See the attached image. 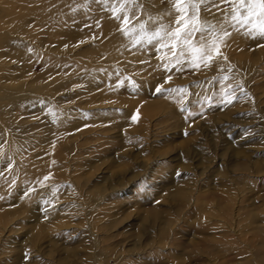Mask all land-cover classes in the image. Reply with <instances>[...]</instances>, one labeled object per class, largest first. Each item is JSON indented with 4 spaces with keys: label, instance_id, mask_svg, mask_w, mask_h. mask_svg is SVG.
<instances>
[{
    "label": "rangeland",
    "instance_id": "374dc122",
    "mask_svg": "<svg viewBox=\"0 0 264 264\" xmlns=\"http://www.w3.org/2000/svg\"><path fill=\"white\" fill-rule=\"evenodd\" d=\"M217 3L220 10L212 7L206 17L201 7V20L215 25L217 34L221 27L230 33L229 5ZM157 6L156 12L167 9L144 23L152 32L176 15L169 0ZM127 38L123 53L134 59L123 55L124 63L114 64L118 78L87 86L78 80L83 66L74 72L71 116L81 126L64 152L69 177L54 172L41 181H1L15 194L13 208L25 200L30 209L13 210V221L1 230L0 264H93L87 256L91 229L115 236L108 247L121 257L109 254V264H264V39L259 51L258 43L247 41L245 51L226 52L227 38L219 46L223 55L257 60L244 86L241 68L217 75L203 64L190 66L187 54L177 64L169 49L158 51V41ZM212 38L205 33L204 41ZM160 86L168 91L157 93ZM176 185L185 195L180 211L172 200ZM154 215L173 220L172 239L147 253L126 251L123 258L116 243L126 239L133 248V237ZM159 227L153 224L154 239Z\"/></svg>",
    "mask_w": 264,
    "mask_h": 264
},
{
    "label": "bare ground",
    "instance_id": "6f19581e",
    "mask_svg": "<svg viewBox=\"0 0 264 264\" xmlns=\"http://www.w3.org/2000/svg\"><path fill=\"white\" fill-rule=\"evenodd\" d=\"M139 3L140 7L125 0H0V208L4 200L9 202L15 196L13 190L7 191L1 181H41L40 177L49 178V174L54 172L57 176L69 177L67 159L71 138L81 126L71 116L74 113L71 96L74 72L79 65L83 66L78 80L85 83V79L87 86L112 76L118 78L114 64L124 63L121 59L123 55L127 57L123 53L127 37H133L135 42L138 39L144 42L146 38L142 37L139 24L153 21L160 16V11L167 9L164 6L156 12L158 0H139ZM209 8L212 9L211 6ZM205 12L206 17L208 11ZM125 16L129 18L130 27V24L125 26ZM201 16L204 17V14L201 13ZM146 31L152 33L148 29ZM248 32L249 26L237 24L236 28L232 27L230 35L225 37L229 42H225L222 48L226 52L232 48V52L238 49L245 51V43L250 41L258 43L259 51L264 37H254ZM204 42L200 40V43ZM219 53L208 70L219 75L241 68V74L245 75L242 82L248 86V75L257 61L252 54L246 53L248 58L237 59L231 53ZM89 57L97 64L87 62ZM128 58L131 61L134 59ZM146 72L143 68L139 69L140 74ZM158 83L156 81L155 84ZM112 103L124 104L118 101ZM126 103L135 109L140 107L132 101ZM84 119L80 115V121ZM28 160L37 166L36 175L30 171ZM111 187L114 189V186ZM97 191L104 193L106 189L100 187ZM171 192L172 200L180 211L183 208L180 201L185 198L182 187L176 185ZM14 201L9 202L10 207L5 206L7 209L0 214V232L13 221L10 219L14 215L13 210L16 213L28 204L22 200L23 203L18 202L13 208ZM29 209L30 206L25 211ZM157 215L152 220L148 217L143 223V231L133 237L135 250L128 246L126 239L116 243L123 251V258L128 253H147L154 243L164 245V241L172 239L167 233L173 231V220ZM155 222H159L160 227L154 239ZM178 225L175 227L180 231ZM91 231L87 256L94 261L93 264H109V254L121 257L120 250L108 247L115 236L107 233L101 236L97 231ZM77 249L85 248L79 246ZM126 251L129 252L124 253Z\"/></svg>",
    "mask_w": 264,
    "mask_h": 264
},
{
    "label": "snow or ice",
    "instance_id": "6c2138e0",
    "mask_svg": "<svg viewBox=\"0 0 264 264\" xmlns=\"http://www.w3.org/2000/svg\"><path fill=\"white\" fill-rule=\"evenodd\" d=\"M125 2L135 7L141 6L139 0H125ZM169 2L173 5V11L176 14L172 23L167 26L160 25L151 34L146 31V24L141 23L139 30L142 37H145L148 43L158 41L160 44L158 51L164 48L169 49L177 64L182 63L187 54V62L190 66L197 68L201 64L205 67L209 66L214 56L220 54L219 46L224 38L230 35L222 27L217 34L215 25L206 19L201 20V7L205 11L210 10L209 6L220 10L217 0H169ZM220 3L229 5L227 16L233 28H236L237 24L249 26L248 34L264 37V0H220ZM168 14L171 15L172 12ZM117 18L119 19V16ZM124 22H130L128 16L124 17ZM197 33L200 34L201 41L204 40L205 33L212 35L213 38L204 43H194ZM139 42L138 39L136 43ZM177 49H179L178 53ZM155 91L161 93L168 90L160 86ZM226 102L232 103V99L228 98ZM132 119L135 120L136 117L133 116Z\"/></svg>",
    "mask_w": 264,
    "mask_h": 264
}]
</instances>
